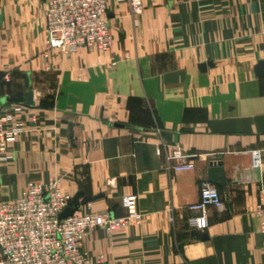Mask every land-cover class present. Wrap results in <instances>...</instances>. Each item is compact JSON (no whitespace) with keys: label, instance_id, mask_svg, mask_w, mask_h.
I'll return each instance as SVG.
<instances>
[{"label":"crops","instance_id":"obj_1","mask_svg":"<svg viewBox=\"0 0 264 264\" xmlns=\"http://www.w3.org/2000/svg\"><path fill=\"white\" fill-rule=\"evenodd\" d=\"M141 2L134 17L127 0L108 1V52L44 58L43 0H0V101L23 130L0 166V201L55 181L72 197L100 196L82 213L123 217L121 198L135 195L137 225L87 233L83 249L98 264H264V155L255 172L247 153L264 150V78L254 75L264 0ZM174 148L193 171L168 169ZM212 161L224 169V210L209 209L198 233L187 206Z\"/></svg>","mask_w":264,"mask_h":264},{"label":"built area","instance_id":"obj_2","mask_svg":"<svg viewBox=\"0 0 264 264\" xmlns=\"http://www.w3.org/2000/svg\"><path fill=\"white\" fill-rule=\"evenodd\" d=\"M109 0H43L45 17L44 58L51 52L69 57L79 49L107 52L112 43L107 6ZM132 16L142 11L141 0H127ZM8 82V76L3 77ZM23 132L15 123L10 106L0 101V166L10 159L11 145ZM156 155L161 154L159 148ZM250 167L262 171V151L247 152ZM178 148L165 155L173 172L193 171L195 166ZM260 198L256 214L264 220V180L259 185ZM72 196L62 191L55 181H29L18 197L0 201V264H98L83 249L87 233L96 228L106 234L137 225L140 214L137 197L121 198L123 217L107 213H82L79 207L71 216L59 219ZM224 210V201L217 188L208 181L200 184L197 202L187 206L192 214L187 219L190 229L203 233L208 226V210Z\"/></svg>","mask_w":264,"mask_h":264},{"label":"water","instance_id":"obj_3","mask_svg":"<svg viewBox=\"0 0 264 264\" xmlns=\"http://www.w3.org/2000/svg\"><path fill=\"white\" fill-rule=\"evenodd\" d=\"M207 68H212L211 62L203 63L198 66L199 71L202 73L206 72ZM254 75L258 79L264 78V61L257 62L256 66L254 67ZM23 101L25 105L33 106L34 102H33L32 89H29L24 94ZM115 127H120V126L115 125ZM207 181L210 184L214 185L215 187L224 188L226 186L224 169L220 162L212 161L209 163V167L207 169ZM98 198H100V196L90 197V196H85L82 191L77 192L71 198L69 202V206L59 214V219H63V218L71 216L72 213L76 211L79 207L87 205ZM206 238L207 236L205 233L201 235L202 240H206Z\"/></svg>","mask_w":264,"mask_h":264},{"label":"rangeland","instance_id":"obj_4","mask_svg":"<svg viewBox=\"0 0 264 264\" xmlns=\"http://www.w3.org/2000/svg\"><path fill=\"white\" fill-rule=\"evenodd\" d=\"M110 50V49H109ZM108 50V51H109ZM107 51V52H108ZM99 52V51H98ZM101 53H105V52H101ZM2 83H4V81H2ZM2 83H0V86H2ZM23 104V103H22ZM262 151V165H263V155H264V150H261ZM262 168H263V166H262Z\"/></svg>","mask_w":264,"mask_h":264},{"label":"trees","instance_id":"obj_5","mask_svg":"<svg viewBox=\"0 0 264 264\" xmlns=\"http://www.w3.org/2000/svg\"><path fill=\"white\" fill-rule=\"evenodd\" d=\"M218 192H219V189L217 188Z\"/></svg>","mask_w":264,"mask_h":264}]
</instances>
